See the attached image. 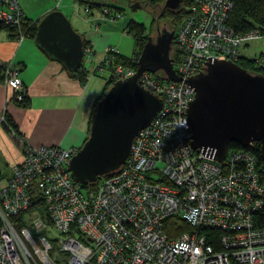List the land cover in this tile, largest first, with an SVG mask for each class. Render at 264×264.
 <instances>
[{
  "label": "built area",
  "instance_id": "built-area-1",
  "mask_svg": "<svg viewBox=\"0 0 264 264\" xmlns=\"http://www.w3.org/2000/svg\"><path fill=\"white\" fill-rule=\"evenodd\" d=\"M232 7L231 0H181L175 11L183 23L173 32L179 55L173 66L181 81L154 77L160 73L140 76L141 87L162 107L138 132L122 167L99 178L94 190L70 177L77 148H24L11 177L0 182V264H264V228L254 221L264 211L255 143L229 149L220 164L193 151L187 131L195 91L186 81L210 59L235 63L242 47L263 38L256 29L232 31L226 24ZM101 15L112 22L122 18L107 8ZM35 26L18 0H0V29H10L18 44ZM90 52L84 47L83 58ZM116 56L117 48H108L96 68L110 70L112 85L135 75L128 66H111ZM19 74L12 63L0 69L9 103L26 98ZM0 123L7 125L5 115ZM175 219L191 231L171 239L168 223ZM207 229L220 232L217 249L202 235Z\"/></svg>",
  "mask_w": 264,
  "mask_h": 264
},
{
  "label": "water",
  "instance_id": "water-1",
  "mask_svg": "<svg viewBox=\"0 0 264 264\" xmlns=\"http://www.w3.org/2000/svg\"><path fill=\"white\" fill-rule=\"evenodd\" d=\"M180 3L165 0L160 8L175 11ZM38 22L35 39L39 47L68 71L79 72L83 42L68 20L56 11ZM173 41V32H165L157 45L149 37L135 75L113 83L97 101L88 137L68 166L75 183L95 184L126 162L138 132L148 127L162 107L159 98L141 87V74L161 71L167 82L181 81L170 55ZM203 65L199 74L186 81L195 91L186 113L191 149L222 164L231 144L246 149L255 143L264 162V76L230 61L210 59Z\"/></svg>",
  "mask_w": 264,
  "mask_h": 264
},
{
  "label": "crops",
  "instance_id": "crops-1",
  "mask_svg": "<svg viewBox=\"0 0 264 264\" xmlns=\"http://www.w3.org/2000/svg\"><path fill=\"white\" fill-rule=\"evenodd\" d=\"M70 2L74 3L76 9H79L77 3L96 7L99 11L107 8L101 0ZM21 9L27 20L36 21V29L38 21L52 12L38 14L44 16L36 19L39 16H36L35 11L31 13L25 5ZM87 13L90 11L86 7L85 14ZM61 15L64 16L62 13ZM64 17L82 39L83 51L84 43L87 44L85 47L91 49L90 55L82 58L80 71L86 75L84 82L71 78L64 70L67 69L66 66L39 47L35 39L37 30L35 35L21 44L12 38L11 31H0V69L6 63L18 67L20 82L29 99L27 108L9 103L10 92L0 80V121L3 115L9 117L20 132V137H17L0 123V182L11 177L12 168L22 161L25 147L53 145L61 149H80L88 137L93 109L103 96L110 77V70L107 68L102 71L96 68L101 64L104 52L110 47H100V43L90 37L93 33L100 38L101 29L89 32L74 16Z\"/></svg>",
  "mask_w": 264,
  "mask_h": 264
},
{
  "label": "trees",
  "instance_id": "trees-1",
  "mask_svg": "<svg viewBox=\"0 0 264 264\" xmlns=\"http://www.w3.org/2000/svg\"><path fill=\"white\" fill-rule=\"evenodd\" d=\"M129 1H131V0H129ZM135 1H136V3L137 2H139L141 4L144 3L149 7L158 8V9L164 3L163 0H135ZM231 1L233 4V7H232V11L229 13V15L227 17V22H226L227 26L229 28H231V30L234 31L238 35L247 34V33L251 32L253 29H256V30L260 31V33L262 34V37H263L264 36V0H231ZM107 9L110 10L109 7H107ZM115 11H118V10L115 9ZM164 12L166 13V16L170 18L171 22L174 25L173 29L176 32V29L183 23L182 22V19H183L182 14L180 12H177V11L172 12L169 10H165ZM2 29H7V30L11 31L10 29H8L6 27H4ZM2 29H0V31ZM36 30L37 29L35 26V28H33V30H32L31 36L35 35ZM125 33H126V35L132 36V38H134L135 43L140 48V50L136 53L134 52V55L132 56V57H136V62L131 63V60H130L131 58H125V57H121L119 55V56L114 57L113 62H111V66L114 64H121V65L128 66V67L132 68L133 70L137 71V69H138L137 63H138V60L140 58L139 55L142 52L144 44L146 43L147 39L150 36L149 35L145 36L146 31H145L144 27H142L138 24H135L133 22L127 26ZM86 45L87 44L84 43V47ZM176 52L177 51H175L174 44H173V48L171 51V56H172L171 58L173 59V64L177 63V61L179 60V55ZM260 61L264 63V54H261L259 56H255L253 58L241 56L235 63L240 68L245 69L248 72L257 73V74H261L264 76V65H261ZM64 70L67 71L68 75L71 78H76L79 81L84 82V80L86 78V75L81 71L74 73L72 71H68L67 69H64ZM154 77L158 78L161 81H166L165 80L166 77H164V74H161V75L156 74ZM110 86H112V83L108 82L104 91L106 92V90ZM15 104L18 105L19 107L27 108V106H29V99H28V97H26L23 101H21L19 103L16 102ZM6 121H7V125L3 126V127L8 131L13 132L17 137H20V132L18 131V128L15 127L13 121L9 117H6ZM230 150H241V148L237 144H231ZM251 151L254 153L256 160L258 162L257 171L259 174V182L262 185H264V162L260 159L259 145L255 144ZM109 175H111V174H108L107 176H109ZM107 176H104V177H107ZM98 182H100V179H98V181L95 184L85 186L82 189L94 190L96 188V186L98 185ZM254 221H255V225H257V227L264 228V211H261V213H258V215L255 217ZM168 224H170L169 226L172 229L171 232L169 233V238H171V239L175 238L176 236H178L182 233H185L187 231H191V228L187 224H184L182 221H180L178 219L177 220L175 219L173 222L171 221ZM201 233H202V235H204L207 238L208 243L211 244L215 249H217L218 237L220 235V232L219 231L217 232V231L211 230V229H207V230H202Z\"/></svg>",
  "mask_w": 264,
  "mask_h": 264
},
{
  "label": "rangeland",
  "instance_id": "rangeland-1",
  "mask_svg": "<svg viewBox=\"0 0 264 264\" xmlns=\"http://www.w3.org/2000/svg\"><path fill=\"white\" fill-rule=\"evenodd\" d=\"M101 1H104V6L109 7L110 11H115V9H117L118 12L122 14V18L115 22L105 20L101 15V11L96 7L77 3L76 5H79V9H76L73 5L74 3L70 2V0H18V3L21 7L25 5L31 13L35 11L36 16H39L36 19L44 16L38 14L57 11L61 12L68 18L74 16L80 23L86 26V29L89 32H95L101 29L102 35H100V38L93 33H89L93 41L95 40L99 42L100 47H118L120 51L119 55L125 58H130L134 52L136 53L140 50L139 46L135 43L134 38L125 33L127 26L130 23L133 22L144 27L146 31L145 36L149 35L152 38H155L158 29L165 28L169 32H171V30L175 32L173 29L174 25L170 18L166 16V13L162 16L158 8L149 7L144 3H136L135 0ZM86 7L89 8L91 14H85ZM91 17H93V19H89ZM240 52L242 56L248 58L264 54V36L263 38L253 40V42L249 43L247 46L242 47Z\"/></svg>",
  "mask_w": 264,
  "mask_h": 264
},
{
  "label": "flooded vegetation",
  "instance_id": "flooded-vegetation-1",
  "mask_svg": "<svg viewBox=\"0 0 264 264\" xmlns=\"http://www.w3.org/2000/svg\"><path fill=\"white\" fill-rule=\"evenodd\" d=\"M159 11L161 12V15L163 16L164 15V11H162V9L159 7ZM165 32H169L168 30H166L165 28H163V29H158V31H157V35L155 36V38H152V42H153V45H157V43H158V38L159 37H161L163 34L165 35ZM171 32H173L172 30H171ZM173 44V43H172ZM172 48H173V45H171V51H172ZM171 55V54H170ZM156 73H160V74H163V72H161V71H158V72H156Z\"/></svg>",
  "mask_w": 264,
  "mask_h": 264
},
{
  "label": "bare ground",
  "instance_id": "bare-ground-1",
  "mask_svg": "<svg viewBox=\"0 0 264 264\" xmlns=\"http://www.w3.org/2000/svg\"><path fill=\"white\" fill-rule=\"evenodd\" d=\"M135 73H136V71H135ZM144 74V73H143ZM142 75V74H141Z\"/></svg>",
  "mask_w": 264,
  "mask_h": 264
}]
</instances>
